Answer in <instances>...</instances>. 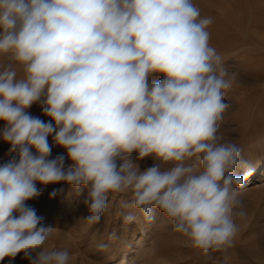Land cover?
I'll return each instance as SVG.
<instances>
[{"label":"clouds","instance_id":"9594fccd","mask_svg":"<svg viewBox=\"0 0 264 264\" xmlns=\"http://www.w3.org/2000/svg\"><path fill=\"white\" fill-rule=\"evenodd\" d=\"M212 22L192 0H0V120L16 153L0 165V261L69 264L68 251L45 247L54 228L25 204L37 183L87 188L89 223L123 193L122 208L149 222L159 209L197 248L231 246L233 218L246 214L237 189L254 168L218 135L235 76L209 44ZM37 103L48 122L27 111ZM49 136L70 167L49 158Z\"/></svg>","mask_w":264,"mask_h":264},{"label":"rangeland","instance_id":"374dc122","mask_svg":"<svg viewBox=\"0 0 264 264\" xmlns=\"http://www.w3.org/2000/svg\"><path fill=\"white\" fill-rule=\"evenodd\" d=\"M210 12L200 10L201 17H211ZM211 14L217 20H213L207 29L210 39L212 37L214 40L209 39V44L221 55L223 66L228 73L235 76L232 87L225 92V102L229 103L230 107L223 114L218 135L240 147L242 158L248 160L254 168L257 161L264 158V144L259 142L250 144L252 143L250 136L255 134H246V136L244 132L260 130L262 126L260 119L264 118V114L256 113V108L264 107V49L258 47L259 45L264 47V23L260 24L262 25L261 29L259 28L262 30L260 34L255 35L253 31H259L255 29L250 31L251 33L248 32L252 38L250 46L255 45L251 50L259 49V51L247 55L248 52L242 45L234 43L237 45L235 47L232 41H226L227 44L220 41L218 36L215 38L220 31L218 27L226 21L215 15L214 10ZM219 22L221 24H217ZM229 27L234 30L229 34L237 37L240 32L232 23ZM244 31L246 34V30ZM229 60H233L234 63H227ZM8 62V57L0 54V65H6ZM14 67L18 78H22L24 75L22 67L19 64ZM160 79H163L162 75L151 77L152 81ZM27 111L45 122L50 120L43 114L39 103L33 104ZM243 125L247 127L243 128ZM5 127L6 123L0 120V165L16 155L9 151L11 145L2 138ZM247 131L245 133H248ZM240 134H244L245 137L242 138ZM48 141L52 148L49 158L62 155L65 157V168L70 167L72 161L67 157L66 149L56 145L52 136L48 137ZM251 147L254 148L253 151L249 150ZM136 155L133 153L131 158L135 160ZM152 163L151 157L140 161L142 168L151 166ZM170 166L171 162L161 164L162 168ZM236 174L242 175V172L238 171ZM36 187L42 192L40 191L38 197L26 201L25 204L35 209L36 214L42 218L43 225L54 228L53 236L45 247L68 251L69 264H158V260L151 259L153 250L156 248L165 251V258L159 261L166 260L164 262L167 264H264V169L261 173L258 172L247 178L245 188L237 189L240 192L241 206L246 214L243 217L233 218L238 232L231 246L207 251L195 247L186 236L174 231L173 222L159 209L154 210L155 219L149 222L144 219L138 209L122 208V203L130 200V196L123 193H109L108 207L98 221L89 223L85 220L90 215L88 206L84 202L87 197V188L82 190V194L77 195L70 185L63 182L48 185L37 183ZM53 192L56 193L55 196L51 195ZM129 212L136 216L134 221L125 220V215ZM133 246L134 251L131 252L130 248ZM13 263L29 264V261L24 259L21 253L15 257Z\"/></svg>","mask_w":264,"mask_h":264},{"label":"bare ground","instance_id":"6f19581e","mask_svg":"<svg viewBox=\"0 0 264 264\" xmlns=\"http://www.w3.org/2000/svg\"><path fill=\"white\" fill-rule=\"evenodd\" d=\"M192 2L199 10H208L209 12L210 11L212 12V10H214V12L216 13L215 15L223 18V21L224 20L226 21V22H223L224 24H221V22L217 23V24H221V25L218 27L219 30H220L219 34L218 35L214 34L215 38L218 36V39L220 41H222V42L232 41L233 45H235L234 43H236V44L238 43V44L242 45L244 50L246 52H248L247 55H250L251 52L259 51V49L255 50V51L251 50V49H253L252 46H255V45L250 46L252 44V42H251L252 38H251L250 35H248V32H250L253 29H255V30H259L258 32L253 31V32H255V35H256V33L257 34L259 32L261 33L262 30H260V29H261L262 25H260V24L264 23V0H192ZM237 10H239V12ZM254 10H256V11H254ZM211 12L209 13V15L212 17L213 20H217V19H214V17L211 14ZM229 22H231L232 25L235 26V29H237V31L240 32L237 37H234V35H230L229 34L230 31H234L233 29H230L229 25L231 23H229ZM263 27H264V25H263ZM244 30H246V34H245ZM263 33H264V31H263ZM253 35H254V33H253ZM258 36H260V35H258ZM261 38H262V35H261ZM210 40H212V37H211ZM212 41H214V40H212ZM231 45H230V47H231ZM233 45H232V49H233ZM235 47H237V45H235ZM258 47L264 49V47L262 45H259ZM239 49H240V47H239ZM241 50H239V51L241 52ZM230 51H232V50H230ZM228 57H230V56H228ZM232 58H233V56H232ZM228 59H230V58H228ZM246 62H244V63H246ZM227 63H234V61L233 60H229V61H227ZM239 63H237V64H239ZM256 109H257L256 113L264 114V107H259V108H256ZM255 111H253V112L255 113ZM248 117H250V116H248ZM263 117H264V115H263ZM260 121H261V124H262V126L260 127V130H258V131L255 130L254 131L253 128H252L253 131H250V130L247 131L246 130L248 133H245L246 131L245 132L243 131L245 135L246 134H251L252 135L253 133L255 134V135L250 136V142H252L250 144H253L254 142H255L254 144H256L257 142H259L261 144H264V118L262 120L260 119ZM253 123H254V121H253ZM244 126L247 127V125H243V128H244ZM243 132H241V133H243ZM244 134L243 135L240 134L242 136V138L245 137ZM253 149L254 148L251 147L249 150L253 151ZM254 168L255 169L253 171V174L251 176H249L248 178L254 176L258 172L261 173L263 171V169H264V158L260 159L259 161H257V163L255 164ZM237 175H240V174H237ZM40 191H41V189H40ZM134 246L132 248H130L131 252L134 251ZM150 255H149V257H150ZM165 256H166V253H165L164 250H162L160 248L159 249L156 248V249L153 250L151 259H156V261L158 260V264H167V263L164 262L166 260H164L163 262H162V260L159 261L160 259L165 258ZM167 260H169V259H167ZM153 261H155V260H153ZM0 263L8 264V258L6 257L4 260L0 261ZM13 264H16V263H13Z\"/></svg>","mask_w":264,"mask_h":264}]
</instances>
